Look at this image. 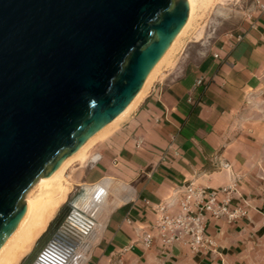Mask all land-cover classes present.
<instances>
[{"label":"crops","instance_id":"1","mask_svg":"<svg viewBox=\"0 0 264 264\" xmlns=\"http://www.w3.org/2000/svg\"><path fill=\"white\" fill-rule=\"evenodd\" d=\"M261 4L253 0L238 26L199 57H190L191 42L181 43V53L176 51L130 114L94 142L83 162L91 168L72 179L67 198L35 242L66 207L63 220L74 210L90 220L78 229L81 241L67 264H264ZM190 179L215 189L233 184L232 203L246 200L247 214L235 221L209 217L206 229L216 245L207 252L158 239L145 246L141 235L156 217L152 204L176 201ZM99 183L105 194L95 209L94 194L85 198L88 187ZM73 184L80 194L71 198ZM40 251L28 264L39 260Z\"/></svg>","mask_w":264,"mask_h":264},{"label":"water","instance_id":"2","mask_svg":"<svg viewBox=\"0 0 264 264\" xmlns=\"http://www.w3.org/2000/svg\"><path fill=\"white\" fill-rule=\"evenodd\" d=\"M189 16V0H0V248L32 185L126 109ZM60 242L79 237L39 259L64 264Z\"/></svg>","mask_w":264,"mask_h":264},{"label":"bare ground","instance_id":"3","mask_svg":"<svg viewBox=\"0 0 264 264\" xmlns=\"http://www.w3.org/2000/svg\"><path fill=\"white\" fill-rule=\"evenodd\" d=\"M213 1L214 0H189L190 16L187 23L176 36V38L174 39L168 50L165 52V54L158 60L156 65L152 68L148 77L144 81V84L142 85L140 91L134 97L131 103L126 107V109L112 121L103 126L100 130L94 133L91 137H89L50 176H48L47 178H43L41 176L32 185L34 189H31V187V190L29 189L30 191L28 190L25 196V198L30 203L29 210L25 215L24 219L19 223V225L16 227L11 236L0 248V264H18L22 256L32 248L33 243L38 238L39 234L46 228L49 219L52 217V215L58 209L59 205L67 198L69 194L71 183L65 176L66 170L74 162H85L89 157L88 152L94 142L98 138H100L103 133L118 124L121 120H123L127 115L130 114V112L135 108L141 98L146 94L152 83L158 77L163 66L167 62H171L173 60V57L175 56V53L183 42L184 38L189 33V31L196 25V21L199 18L198 15L200 9L202 7H208L209 4H211ZM35 188L37 192L35 191ZM91 193L94 194L96 200L93 204V207H95L96 209L99 200H101V198L105 194V189L103 188V185L101 183L95 186L88 187L87 197L85 198V200L90 199L89 197ZM76 215L80 214L75 213L73 217ZM74 226L79 228L78 225L74 224ZM73 257L74 251H71V253L66 255L65 263H67V261H70Z\"/></svg>","mask_w":264,"mask_h":264},{"label":"built area","instance_id":"4","mask_svg":"<svg viewBox=\"0 0 264 264\" xmlns=\"http://www.w3.org/2000/svg\"><path fill=\"white\" fill-rule=\"evenodd\" d=\"M261 6L264 8V5L261 4ZM240 39L241 37L237 36V40ZM221 165L229 166V162L221 163ZM262 178L264 196V175ZM233 189V184L215 189L209 185L200 184L194 179L188 180L176 201L152 204L156 217L151 224V229L144 231L141 235L144 245L151 247L158 239L164 245L188 244L194 252H207L213 249L216 244L206 229L208 218L225 216L230 221H235L247 214L246 200L245 204L233 205ZM146 201L150 203L149 199ZM127 220L133 221L131 217Z\"/></svg>","mask_w":264,"mask_h":264},{"label":"rangeland","instance_id":"5","mask_svg":"<svg viewBox=\"0 0 264 264\" xmlns=\"http://www.w3.org/2000/svg\"><path fill=\"white\" fill-rule=\"evenodd\" d=\"M252 2L253 0H214L211 4H209L208 7H202L199 11V18L196 21V25L186 35V37L184 38L185 41L183 40V42H191L193 44L190 57H199L201 52L209 49L210 45H212L222 35L232 32L241 22L243 17L246 16V14L248 13V8L251 6ZM180 53L181 52H179L178 50L177 56ZM168 65L169 62H167L163 66V68H166ZM81 168H85V171L88 172L91 166L88 161L84 164L83 162L77 161L74 162L66 170L65 176L71 184L72 182L74 183V181L72 180L73 178L78 179L77 175L80 173ZM31 189H34V187H32ZM72 189L73 190L70 193V197L72 198V196H79L80 192H78V186L76 187L73 184ZM38 241L39 240L35 242L32 248L33 250L31 254H29V257L31 258L30 260H33L34 258V256L31 255L37 249ZM45 244L46 243H44L43 245Z\"/></svg>","mask_w":264,"mask_h":264},{"label":"flooded vegetation","instance_id":"6","mask_svg":"<svg viewBox=\"0 0 264 264\" xmlns=\"http://www.w3.org/2000/svg\"><path fill=\"white\" fill-rule=\"evenodd\" d=\"M65 210H66V207H64L60 211V213L56 216V218L50 224L47 231L38 239L39 241H38L37 249L35 250V252L31 256H35L37 254V252L41 250L39 252V255H38V259H39V256H40L42 250L45 249L47 247V245H49V243H51V241L54 239V237L56 235H58V233L60 231H64L66 234H70L71 236H74V237L78 236L79 237V243H80L81 240H80V236L78 235L79 234L78 229L84 230V228H87V226L89 225L88 222H90V220L83 217L82 215H76L73 217V215H75V213H78L77 210H74L75 212L72 214V216L68 220H63V218H64L63 213ZM74 224L78 225L79 228L74 226ZM44 243H46V244L43 245ZM60 244L62 246H60L57 243L53 244L52 247H50V249H49V250H51L50 253H52V252L57 253L59 255H63L66 258V255L71 253L72 250H70V248H68V247H63V244L61 242H60ZM74 258H75V255L71 260L74 261ZM30 259L31 258L28 257L26 260H24V262L22 264H28V261ZM37 262H39V264H43L44 261H41L39 259V260H37ZM37 262L35 261L34 264H36ZM67 263H68V261H67ZM67 263H65V264H67Z\"/></svg>","mask_w":264,"mask_h":264},{"label":"trees","instance_id":"7","mask_svg":"<svg viewBox=\"0 0 264 264\" xmlns=\"http://www.w3.org/2000/svg\"><path fill=\"white\" fill-rule=\"evenodd\" d=\"M51 223H52V221H51ZM51 223H50V224H51ZM49 226H50V225H49Z\"/></svg>","mask_w":264,"mask_h":264}]
</instances>
